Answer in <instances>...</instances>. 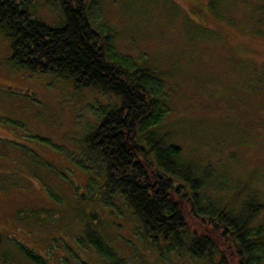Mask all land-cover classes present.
Segmentation results:
<instances>
[{
	"label": "rangeland",
	"instance_id": "rangeland-1",
	"mask_svg": "<svg viewBox=\"0 0 264 264\" xmlns=\"http://www.w3.org/2000/svg\"><path fill=\"white\" fill-rule=\"evenodd\" d=\"M26 8L65 23L60 0ZM87 12L116 55L148 71L168 110L159 132L183 158H225L247 175L237 185L263 190L264 0H87ZM10 44L0 34V264H38L27 252L45 264H219L154 242L120 194H103L106 166L86 139L120 99L16 69Z\"/></svg>",
	"mask_w": 264,
	"mask_h": 264
},
{
	"label": "trees",
	"instance_id": "trees-1",
	"mask_svg": "<svg viewBox=\"0 0 264 264\" xmlns=\"http://www.w3.org/2000/svg\"><path fill=\"white\" fill-rule=\"evenodd\" d=\"M31 1L0 0V34L11 43L10 64L120 99L119 106L105 108L86 139L106 166L103 194H120L144 235L162 239L169 251L210 262L219 256V264H264V215L254 222L264 213V189L237 185L238 175H247L234 176L225 158L194 165L167 133L160 134L168 113L162 94L146 80L148 71L116 55L93 29L87 0H60L65 23L56 28L33 16L26 8ZM99 243L90 241L104 253ZM27 256L45 264L31 252Z\"/></svg>",
	"mask_w": 264,
	"mask_h": 264
}]
</instances>
